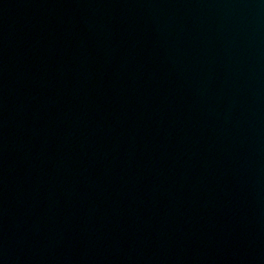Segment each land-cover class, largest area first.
Here are the masks:
<instances>
[{"label": "water", "instance_id": "obj_1", "mask_svg": "<svg viewBox=\"0 0 264 264\" xmlns=\"http://www.w3.org/2000/svg\"><path fill=\"white\" fill-rule=\"evenodd\" d=\"M0 264H264V0H0Z\"/></svg>", "mask_w": 264, "mask_h": 264}]
</instances>
